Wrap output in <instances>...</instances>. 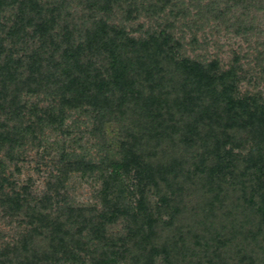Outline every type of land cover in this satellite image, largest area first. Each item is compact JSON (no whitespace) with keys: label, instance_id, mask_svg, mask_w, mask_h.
I'll use <instances>...</instances> for the list:
<instances>
[{"label":"trees","instance_id":"trees-1","mask_svg":"<svg viewBox=\"0 0 264 264\" xmlns=\"http://www.w3.org/2000/svg\"><path fill=\"white\" fill-rule=\"evenodd\" d=\"M172 1L0 0V208L23 228L0 264H264V93L241 91L237 54L188 53ZM252 1L204 6L239 23ZM45 129L34 197L8 168ZM75 173L94 203L67 195Z\"/></svg>","mask_w":264,"mask_h":264},{"label":"rangeland","instance_id":"rangeland-1","mask_svg":"<svg viewBox=\"0 0 264 264\" xmlns=\"http://www.w3.org/2000/svg\"><path fill=\"white\" fill-rule=\"evenodd\" d=\"M198 1L183 0L178 4H173L172 1L171 5L173 4L174 7L167 2L163 13L160 15L174 22L173 34L176 38L183 40L188 53L194 47L198 53L208 57L218 55L225 62L229 61L233 55L240 56L239 64L243 76L240 85L241 91L264 93V0L252 1L251 8H247L248 13L243 15L239 23L232 19L231 13L226 14L227 10L224 11V5H221L223 2H219L216 7H213V5L205 7L204 5L210 0H202L201 5ZM170 10L172 11L170 12ZM239 10L241 11V7H239ZM222 11L225 15L221 13ZM248 22H252L253 25V29L249 34L236 31L235 28L238 24ZM151 24V19H145L143 15H140L127 27L128 29L132 27V29H139L141 27L140 30L143 32ZM192 39L196 40L197 46L190 44ZM257 52H260L259 61H256ZM85 118L84 116L80 118L83 124L88 123ZM83 129V126H80L79 131ZM111 130L112 135L109 134ZM107 133L109 138L112 137L113 148H115L116 127L112 125ZM58 138L57 132L45 129L44 135L39 139L41 144L38 145L36 142L28 144L27 154L24 155L23 160H18L16 163L12 162L8 168L9 171L13 172L12 180L17 185H22L31 180L33 194H37L32 195L34 197L40 196L46 187L49 169L44 166L48 158L44 157L42 159L44 150L46 148L50 149ZM68 143L69 140L66 141V144ZM82 145L85 148L91 147V144L87 143L85 139L82 140ZM51 153L53 155L54 151H51ZM15 165L20 168V172L16 173L13 170ZM99 187V180L93 177H82L77 173L72 174L66 183L67 195L79 204L94 203ZM20 219L19 216L13 217L3 214L0 208V247L18 237V232L23 229L22 226L19 227L21 225L18 222Z\"/></svg>","mask_w":264,"mask_h":264}]
</instances>
